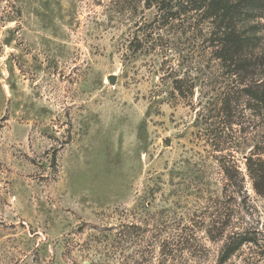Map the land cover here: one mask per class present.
I'll use <instances>...</instances> for the list:
<instances>
[{
  "label": "rangeland",
  "instance_id": "obj_1",
  "mask_svg": "<svg viewBox=\"0 0 264 264\" xmlns=\"http://www.w3.org/2000/svg\"><path fill=\"white\" fill-rule=\"evenodd\" d=\"M147 1L0 0V264H264V67Z\"/></svg>",
  "mask_w": 264,
  "mask_h": 264
},
{
  "label": "trees",
  "instance_id": "obj_2",
  "mask_svg": "<svg viewBox=\"0 0 264 264\" xmlns=\"http://www.w3.org/2000/svg\"><path fill=\"white\" fill-rule=\"evenodd\" d=\"M262 1L264 0H148L147 6L157 10L155 20H164L167 23L181 19L187 13L200 14L211 24L217 57L225 63L231 74L245 78V74L255 73L257 68L264 67V62L252 64V60L245 56L249 49L255 46L257 40L254 32L249 33L255 27L245 29V21L254 11L263 10ZM260 94L264 99V90ZM258 173L256 190L262 193L264 187L262 166L259 167ZM244 243L245 238L241 236L232 238L227 243L219 264L228 262ZM177 253L178 251L169 250L168 255L170 259H175Z\"/></svg>",
  "mask_w": 264,
  "mask_h": 264
}]
</instances>
